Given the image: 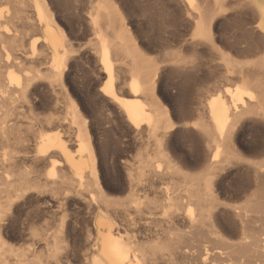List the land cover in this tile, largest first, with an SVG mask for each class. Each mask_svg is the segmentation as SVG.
Returning <instances> with one entry per match:
<instances>
[{
    "label": "bare ground",
    "instance_id": "bare-ground-1",
    "mask_svg": "<svg viewBox=\"0 0 264 264\" xmlns=\"http://www.w3.org/2000/svg\"><path fill=\"white\" fill-rule=\"evenodd\" d=\"M2 2L9 7L0 10V264H72V252L64 236V218L54 231L31 229L30 234L35 239V244L30 247L16 248L7 240L8 223L4 218L5 214L23 201L30 192L39 189L43 192L51 191L54 195L61 193L68 197L73 189L77 194H82L83 191L90 189V186L98 187L99 183L94 154L88 145L89 137L80 128H75L74 139L78 146L76 151H71L59 136L60 133H55L54 130L38 132L35 135L36 157L49 161L48 168L43 172L42 183L31 182L25 175L11 178L13 170L9 168L12 167L10 161L13 155L6 151V143L11 140V135L21 124V117L25 115L26 111L20 109L25 105L32 107V97L36 96L34 89L40 80H47L52 92L57 93L56 86L62 80L72 48L69 50L68 42L52 24L41 0H0V4H3ZM183 2L189 9L194 5V0H183ZM224 2L205 0L201 6L195 8L194 14H190L188 8L186 9L193 19L191 26L194 32L192 31L190 37L194 36V38L190 39L191 42L206 41L217 48L211 33V24L214 17L223 10ZM244 2L250 4L257 13L259 21L256 26L264 36V0ZM24 6L32 7V14H23ZM89 21L91 30L96 36L95 51L102 73L105 75L101 93L119 110L133 133L141 136L142 140L155 143V151L151 158L145 153H139L136 167H129L131 207L140 206V202L134 198V190L140 185L144 175L152 179L169 177L171 182L165 184L157 200L160 201L161 207L170 208L165 215L170 219L171 230L168 232V243L155 242L149 245L139 241L136 243L133 236L128 237L130 234L126 237L122 236L124 233L121 235L116 233L118 228L116 229L115 224L110 220L111 217L106 218L107 216L102 215V211L108 212V209L101 208L104 206L101 205L95 210L96 231L93 229L95 233L92 231L94 234H88L89 248L83 264H150L149 259L152 260L157 253L167 256L171 264H264V158L252 160L243 156L238 150L237 137L240 125L246 118L257 117L264 120V48L258 49L255 53L256 57L246 62L224 54L220 55L222 57L219 56L229 67L238 68L239 63L248 64L246 71L241 70L242 74L239 75L252 82L257 92L248 86L244 78L245 82L242 80V83L233 84L234 87L227 86L222 92L217 88L219 91L215 89L214 94L207 97L202 108V120L199 119L201 122L197 125H200L199 130L205 138L204 143L211 151L210 163L202 171L191 173L186 171L164 146V138L175 124H170L171 120L162 110L157 97L155 76L158 68L154 70L152 68L154 64L145 59L137 46L129 43L121 34L109 7L98 6L96 12L91 13ZM28 28L40 30L41 35L36 39L29 38L30 40L27 41ZM171 34L172 37L176 36L174 30ZM64 49L68 55L63 60ZM40 50L47 60L46 72L37 65L42 56L37 53ZM168 51H165V55L174 59L173 65L182 66L184 64L182 62L187 60L179 56V50ZM226 70L230 73L232 69L228 70L226 67ZM229 78L227 77L228 80ZM229 81L233 82V80ZM78 113V108L74 105L69 113V123L73 127L80 125ZM43 123L49 126L61 125L52 118L45 119ZM251 148L254 149L252 146ZM256 153L263 154L264 147L257 149ZM57 157H61V160ZM228 164L244 168L247 177L251 178V183L255 186L254 190H251L253 186H246L250 183L247 180L246 182L249 183L245 186H241L240 183L238 189L234 187L235 191L240 190L234 197H242V202L224 198L229 188L226 191L225 186H221L218 173L219 170H225L224 167ZM62 165L67 167L70 175L60 176L61 168L58 166ZM88 171L93 173L90 181L86 180ZM64 184L67 185L66 188H63ZM96 189L93 188L95 191L93 192L91 187L90 192L95 194ZM98 193L101 197L96 195L100 198L95 197L97 202L101 200L108 208L111 199H107L101 189ZM90 197L93 201L92 196ZM112 204L111 207H114L115 203ZM120 205L124 204L120 201ZM126 208H128L127 204ZM233 236H237L238 239L234 240ZM37 243H43L40 250L35 248Z\"/></svg>",
    "mask_w": 264,
    "mask_h": 264
},
{
    "label": "rangeland",
    "instance_id": "rangeland-1",
    "mask_svg": "<svg viewBox=\"0 0 264 264\" xmlns=\"http://www.w3.org/2000/svg\"><path fill=\"white\" fill-rule=\"evenodd\" d=\"M204 1L194 0V5L189 9L183 0H41L52 24L68 42L69 50L72 49L69 52L62 80L56 86L57 93L52 92L47 80H40L35 86L36 90L34 89L36 96L32 97V107L29 108L25 105L20 109V111H26L25 115L21 117V124L11 135V140L6 143V148L11 150L6 149V151L13 155L10 161L12 167L9 168L13 170L11 178L25 175L31 182L42 183L44 181L43 172L48 168L49 161L36 157L35 135L38 132L54 130L55 133H60L59 136L71 151H76L78 146L74 139L75 128H80L89 137L88 145L94 154L99 186H90L92 190L97 188L95 194H93L95 191L90 192V189L83 191L82 194H77V191L73 189L68 197L61 193L54 195L51 191L43 192L39 189L27 194L21 201L22 203L19 202L4 217L8 223L7 240L16 248L24 249L35 244V239L30 234L31 229L54 231L61 223V219L64 218V236L72 252L71 262L72 264H83L88 253L89 235L96 231L95 210L101 205H104L101 208L108 209V212L102 211V215L107 216L106 218L111 217L110 220L115 224L116 229L118 228L116 233H120L119 235L124 233L122 236L127 237L130 234L128 237L133 236L136 243L139 241L148 245L155 242L168 243L171 223L165 212L170 208L161 207L160 201L157 199L165 184L170 183L171 180L167 176L152 179L144 175L140 183L141 186L135 187L134 190V198L140 202V206L139 208L131 207L132 190L128 177L129 167H136L139 153H145L148 158H151L155 151V143L142 140L141 136L133 133L127 126L123 115L101 93L100 89L105 75L102 73L101 64L95 51L96 40L94 39L96 36L91 30L89 20L91 13H95L98 6L109 7L121 34L128 39L129 43L137 46L145 59L154 64L152 67L154 70L158 68L155 76L157 97L162 110L171 120L170 124H175L164 138V146L186 171L196 173L202 171L210 163L211 157L209 154L211 151L208 146L206 147L205 138L199 130L200 125H197L202 120V108L207 97L214 94L217 88L222 92L227 86L234 87L235 83L245 82L246 78L244 77V79L239 74H242L241 70L246 71L249 67L246 63H239L238 68L236 66L229 67L227 62L220 58L222 57L220 55L224 54L246 62L256 57L255 53L258 49L264 48V36L256 26L259 17L251 8L252 6L244 2L245 0H223V2L225 1V11L223 12V8L214 17L211 24V33L217 48L206 41L192 40L191 42L190 39H193L194 36H190H192L194 28L191 26L193 19L189 13L195 12V8L201 6ZM2 3L0 10H6L9 5ZM23 9L25 10L23 14L26 15L33 12L30 6H24ZM20 29L22 30V28ZM172 30H174L175 37H172ZM28 33L27 41L41 35L40 30L33 28H28ZM167 49L176 52L179 50V56L183 57V60L187 59L184 62L181 59L184 66L178 64V68V65H173L174 59L172 60L171 56H168L170 58L168 60L169 58L165 55ZM37 53L42 55L41 50ZM67 55V51L62 50L63 60ZM42 56L44 57V55ZM42 56L37 65L38 68L46 72L48 64L45 57ZM225 66L228 70L232 69L230 73ZM226 73L229 75L227 76ZM226 76L232 77L229 80H233V82L229 81ZM239 79L240 82H238ZM246 82L253 91H256L252 82L247 79ZM245 98L247 99V97ZM74 105L78 108L80 122V125L76 127L69 123V113ZM47 118H52L54 122L61 123V125H46L43 121ZM250 118H246L238 130V150L249 159L261 160L264 158V153L258 154L256 150L264 147V120L257 117ZM57 159L61 160V157H57ZM234 165L228 164L224 167L225 170H219L218 179H220L221 186H225L226 191L229 188L228 195L224 196L226 200L233 199V201L242 202V197H234L240 190L235 191L234 189H238L240 183H242L241 186H245L250 181L246 185H250V187L253 186V183H251V178L247 177L244 168ZM65 167L64 165L58 166L61 168L60 176L70 175V171ZM92 176V171H88L86 180H92L90 179ZM247 180H249L248 183ZM101 186L103 187L101 188ZM66 187L67 185L64 184L63 188ZM99 187L107 199L116 200L109 201L111 204L115 203L116 207H111L109 204L110 208H107L101 200L98 201L101 204L97 202L96 198L101 197V194L98 193ZM254 187L251 190H254ZM96 195L99 196L96 197ZM123 198L128 201L126 202ZM155 198L156 200H154ZM120 201L124 205H120ZM126 204L128 208H126ZM96 205L97 207H95ZM120 224L122 225L120 226ZM233 237H235L234 240L238 239L237 236ZM42 247L43 243L35 245L38 250ZM149 262L150 264H171L168 257L160 253L154 255L152 260L149 259Z\"/></svg>",
    "mask_w": 264,
    "mask_h": 264
}]
</instances>
